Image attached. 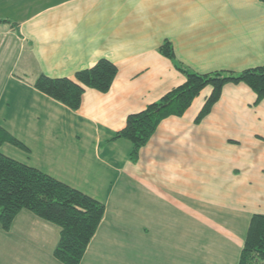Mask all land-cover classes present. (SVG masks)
I'll use <instances>...</instances> for the list:
<instances>
[{
	"label": "crops",
	"instance_id": "0c3cea01",
	"mask_svg": "<svg viewBox=\"0 0 264 264\" xmlns=\"http://www.w3.org/2000/svg\"><path fill=\"white\" fill-rule=\"evenodd\" d=\"M0 152L104 204L79 264H238L250 218L264 214V98L227 83L196 117H164L135 160L111 137L127 115L184 82L159 47L200 72L264 66L263 0H0ZM101 58L110 88L84 87L71 109L34 87ZM60 227L22 208L0 224V264H64Z\"/></svg>",
	"mask_w": 264,
	"mask_h": 264
},
{
	"label": "trees",
	"instance_id": "16d2710c",
	"mask_svg": "<svg viewBox=\"0 0 264 264\" xmlns=\"http://www.w3.org/2000/svg\"><path fill=\"white\" fill-rule=\"evenodd\" d=\"M159 50L183 73L185 80L144 109L127 115L124 126L111 137L130 141L129 156L132 160L136 159L140 147L149 140L159 122L166 116L183 114L207 85L211 86V92L196 121L210 110L227 83L243 82L256 94V102L264 98V66L238 72L214 70L200 73L182 65L175 58L168 41H164ZM116 72L117 68L111 61L101 58L90 67L76 71L74 78L39 74L33 85L67 107L76 109L84 87L105 92ZM4 142L27 150L20 140L0 127V144ZM22 208L60 227L54 256L64 264L80 263L104 212V204L99 200L0 152V224L4 230L9 229L14 216ZM238 264H264V214L251 216Z\"/></svg>",
	"mask_w": 264,
	"mask_h": 264
}]
</instances>
